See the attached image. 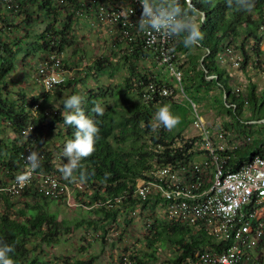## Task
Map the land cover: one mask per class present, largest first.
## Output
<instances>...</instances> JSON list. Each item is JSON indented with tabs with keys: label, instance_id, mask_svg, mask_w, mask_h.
<instances>
[{
	"label": "trees",
	"instance_id": "trees-1",
	"mask_svg": "<svg viewBox=\"0 0 264 264\" xmlns=\"http://www.w3.org/2000/svg\"><path fill=\"white\" fill-rule=\"evenodd\" d=\"M246 2L247 8L240 4V0H192L197 8L204 11L206 17L201 26L204 34L201 46L185 48L182 37H178L173 50L177 54L178 68L184 73L183 90L186 97V92H189L193 94L194 100L200 101L203 92L211 93L215 90L219 99L216 98L217 102L212 109L216 115L232 120L222 124H243L245 128L259 124L264 127V88L258 92L256 85L248 80L245 92L236 96L232 93V70L228 66L221 67L218 63V56L231 50L240 59L239 70L243 74L248 68L264 72V54L260 51L264 40V0ZM42 18L45 19V27L40 33H36L32 25ZM84 18L95 19V10L90 1L84 3L82 0H64L62 5H58L53 0H12L9 4L0 6V189L7 181L21 175L19 155L27 147L40 154L41 163L37 173L52 172L67 183L82 181L89 189L87 194H75L77 207L86 210L81 218L72 222H58L51 217L46 209L47 201L62 202L49 201L41 196L36 187L38 180L33 181L17 198L0 191V204L4 207L0 213V243L13 246L11 255L16 264H95L98 258L85 250L78 259L54 257L53 261L48 262L41 256L34 255L29 245L31 241L40 239L43 244L53 247L59 243L60 235L70 231L71 226H85L95 234L100 231L96 239L104 238L107 243L113 242H109L111 238L107 236L113 233L114 239L121 242L123 232L133 225L131 213L136 207L138 215L143 218L142 230L145 231L136 244H125L121 252H117L115 264H157L159 250L170 254L160 264H181L185 260H193L197 252L223 251L229 242H217L201 233H194L188 227L154 217L152 212L157 201H140L130 196L120 204L114 202V198L123 192L132 191L137 180L145 178L153 163H173L188 147L180 140L183 144L181 149L155 151L158 146H167L166 140L180 138V134L172 136L168 129L155 127L156 106L168 99L148 100V86L173 84L163 83L139 72L137 63L140 61L148 59L154 66L158 64L146 50L140 33L134 32L127 37L121 28L114 30L112 53L107 57L97 58L84 67V73H81L84 78H67L55 90L49 91L54 93L43 91L30 97L24 87L13 91V84L19 83L12 78L19 57L22 61L38 58L39 62L51 53L60 55L74 43L73 22ZM162 68L168 71L165 66ZM123 69L126 78L120 85L112 88L96 86L84 91L77 88L78 85H84L90 76L96 79L107 76L113 79ZM209 77L212 78L208 79ZM63 93H68L67 96L81 95L85 114L98 120L100 129L95 150L82 159L81 167L71 178H65L59 170L66 162V158L61 155L63 145L73 138L75 132L74 127L63 123V116L68 111L60 100ZM188 100L193 102L191 98ZM52 103H60V108H53ZM174 103L170 110L179 116L178 105ZM96 104L104 107L102 116H97L92 111ZM243 112L248 114L245 120L240 118ZM29 127L32 128L31 131H28ZM223 128L235 131L238 136L246 135L245 130L236 131L227 126ZM43 129L51 132L57 130V137L62 140V144L60 147L54 145L52 149L59 154L58 158H55L57 156L53 155L52 150L34 147L35 144L43 146ZM256 158L264 159V137L249 143L242 142L241 148L234 152L227 167L236 170L243 163ZM119 222H122V226H119ZM107 225L114 226L110 227L111 231L115 228L122 231L109 233ZM263 242L261 240L257 247ZM113 245L112 243L110 246ZM127 251L130 255L125 256ZM260 263L261 260L257 259L256 264Z\"/></svg>",
	"mask_w": 264,
	"mask_h": 264
},
{
	"label": "built area",
	"instance_id": "built-area-1",
	"mask_svg": "<svg viewBox=\"0 0 264 264\" xmlns=\"http://www.w3.org/2000/svg\"><path fill=\"white\" fill-rule=\"evenodd\" d=\"M53 1L58 5L64 3V0ZM87 1L95 10V21L91 20V27L97 31L121 28L127 37L134 32L140 33L146 50L172 76V86L149 85L148 100L164 98L176 102L181 97L188 100L183 90L184 73L178 68L177 54L173 50L178 37L138 31L136 22L142 11L140 0ZM10 2L12 0H0V6ZM218 63L221 67L228 66L232 71L240 68V59L231 50L220 54ZM67 78L60 55L51 53L38 62L34 84L42 91L49 92ZM232 85V93L236 96L242 94V90L236 88L239 82ZM244 103L247 104L246 101ZM190 105V126L195 134L192 137L180 136L172 141L166 140L167 146H158L155 150L175 151L185 143L188 147L181 157L173 163H153L145 178L137 180L132 191L123 192L114 198V202L120 204L130 196L140 201H157L152 215L159 220L188 227L194 233H201L217 242H229L226 249L219 253L197 252L193 260H185L181 264H250L249 252L261 240L264 241V159L256 158L243 163L236 170L229 169L227 164L234 152L241 148L242 142H251V138L247 135L238 136L219 124L216 127L206 126L199 107L193 102ZM156 128L161 129L162 126ZM31 130L29 127L28 131ZM31 151L27 147L19 155L21 175L28 173L26 157ZM37 169L29 173L25 182H18L17 178L9 180L0 191L17 198L33 181L38 180L37 191L46 200L75 207L78 206L75 194L89 193L82 181L62 182L57 174L37 173ZM138 212L135 207L131 213L133 221L139 216ZM124 255L128 256L130 252Z\"/></svg>",
	"mask_w": 264,
	"mask_h": 264
},
{
	"label": "rangeland",
	"instance_id": "rangeland-1",
	"mask_svg": "<svg viewBox=\"0 0 264 264\" xmlns=\"http://www.w3.org/2000/svg\"><path fill=\"white\" fill-rule=\"evenodd\" d=\"M84 3L87 0H82ZM73 22V38L74 43L71 47L66 48L61 54L60 58L64 65L63 69L68 78H84L83 68L87 65H90L95 59L100 57H107L112 53V38L114 35V30L106 29L104 32L97 31L94 27H91L90 19H78ZM45 19L42 18L38 22L32 25V29L36 33H40L45 27ZM260 51L264 54V40L261 43ZM237 56V54H234ZM21 60V58L19 57ZM264 60V57L262 58ZM17 61V67L15 73L12 75V78L19 83L13 84V91H19L23 87L25 88L26 94L28 96H37L41 92L40 87L34 84V76L36 67L38 65V58H29L26 61ZM187 62V59H185ZM189 61V60H188ZM24 62V63H23ZM79 63L81 64L79 66ZM138 70L141 74L152 76L156 79H159L163 83H171L174 84V81H171L172 76L166 71L161 65L156 64L155 66L151 64L150 60L145 59L144 61H140L137 63ZM238 70V69H237ZM232 84L239 82V86L236 88H240L242 92H245L244 89L246 87L247 81L250 80L252 83L256 85L257 91L260 92L264 88V72L255 71L252 68H248L247 71L243 74L240 70L231 71ZM90 76V75H89ZM126 78L125 70H120L114 75L113 79H109L107 76H101L96 79L94 76H90L85 80L84 85H78L77 88L79 91L94 89L96 86H106L109 88L120 85L122 80ZM233 86V85H232ZM55 90V89H54ZM49 93H54L51 91ZM48 93V94H49ZM188 97L191 98L194 104L199 107L200 115L202 119L206 123V126L215 127L219 124L222 127L227 126L229 129L234 130H245L247 136L251 138L252 141L259 139L260 137H264V127H260L259 124L251 125L250 128H245L243 124H222L228 123L230 120L229 117H222L216 115L212 107L216 104L217 99H219L218 94L215 90L210 92H203V98L200 101L194 100L192 98L191 93L186 92ZM68 93H63L60 97V100L63 101V98L67 96ZM174 102L172 100H164L161 101L157 106L158 109L162 105H168L171 108V105ZM175 104V103H174ZM178 105L177 114H179V123L169 130V134L172 136L179 135L187 137H192L195 134V131L192 130L190 123L192 121V112L191 105L189 100L181 97L176 101ZM53 108H60V103H52ZM247 112H243L240 116L242 120L247 118ZM220 121V122H219ZM225 121V122H224ZM233 131V130H232ZM43 146L39 144H35L34 147L44 149L45 151H53V155L57 156L59 154L52 149L54 147H60L62 144V140H59L57 137V130L48 131L47 129H43ZM234 134L235 131H233ZM247 159V157H246ZM47 212L53 217L56 221L64 220L66 222H72L74 219L81 218V214H83L84 210L81 207L75 206H67L64 203H52L48 202ZM4 207L0 204V213L3 212ZM15 212V211H14ZM143 218L138 216L134 221L133 225L128 227V230L123 232V238L121 242L117 241L115 235L111 233L107 234L108 237L111 238L112 243L114 244L112 247L110 246L112 243L105 242L104 238L96 239V235H100V231H97L96 234L92 229H87L85 226L81 228H73L70 227V231L62 233L59 237V243L54 245L53 247H49L46 244H43L40 239H36L35 241H31L29 248L33 250L34 255H39L44 258L46 261H53L54 257L58 258H68V259H78L85 252L88 254H92L97 257V261L95 264H115V258L117 252H121V250L126 245L132 246L136 244L138 240L142 238L143 230L141 221ZM122 226V222H119ZM112 225H107V232L117 231L118 233L122 231V229L115 228L113 231L110 230ZM114 228V226L112 227ZM110 230V231H109ZM116 241V242H114ZM85 250V252H84ZM168 251L159 250L158 253V262L165 261L169 257ZM250 255V264H256L257 259L261 260L260 264H264V242L262 245L258 246L256 249H252L249 253Z\"/></svg>",
	"mask_w": 264,
	"mask_h": 264
},
{
	"label": "clouds",
	"instance_id": "clouds-1",
	"mask_svg": "<svg viewBox=\"0 0 264 264\" xmlns=\"http://www.w3.org/2000/svg\"><path fill=\"white\" fill-rule=\"evenodd\" d=\"M140 2L142 11L136 22L138 31L182 37V43L188 49L201 46L204 35L201 26L206 17L204 11L197 8L192 0H140ZM240 4L245 8L248 7L246 0H240ZM204 51L206 52L207 49ZM82 104L83 97L79 94L63 98V107L68 110L63 116V123L75 128L73 138L64 143L61 153L62 157L66 158V162L59 170L65 178H71L81 167L82 159L93 153L99 136V121L87 116ZM92 111L97 116H102L104 107L96 104ZM179 119L168 105L160 106L154 114L155 126H162L168 130L174 128L179 123ZM26 160L29 165L28 173L17 176V181L21 183L25 182L29 173L39 168L41 163L40 154L36 150L29 152ZM13 251V246L0 243V264H16L11 255Z\"/></svg>",
	"mask_w": 264,
	"mask_h": 264
},
{
	"label": "crops",
	"instance_id": "crops-1",
	"mask_svg": "<svg viewBox=\"0 0 264 264\" xmlns=\"http://www.w3.org/2000/svg\"><path fill=\"white\" fill-rule=\"evenodd\" d=\"M98 31H100V30H98ZM111 31V30H110ZM102 32H104V31H102ZM115 32V31H114Z\"/></svg>",
	"mask_w": 264,
	"mask_h": 264
},
{
	"label": "water",
	"instance_id": "water-1",
	"mask_svg": "<svg viewBox=\"0 0 264 264\" xmlns=\"http://www.w3.org/2000/svg\"><path fill=\"white\" fill-rule=\"evenodd\" d=\"M264 123V122H263Z\"/></svg>",
	"mask_w": 264,
	"mask_h": 264
}]
</instances>
